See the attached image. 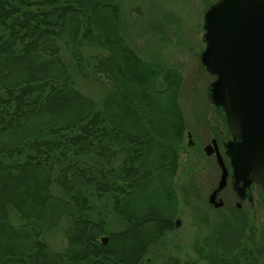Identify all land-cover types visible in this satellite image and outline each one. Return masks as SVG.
I'll return each instance as SVG.
<instances>
[{
    "label": "trees",
    "instance_id": "16d2710c",
    "mask_svg": "<svg viewBox=\"0 0 264 264\" xmlns=\"http://www.w3.org/2000/svg\"><path fill=\"white\" fill-rule=\"evenodd\" d=\"M125 32L120 0H0V264H143L173 230L184 78Z\"/></svg>",
    "mask_w": 264,
    "mask_h": 264
},
{
    "label": "rangeland",
    "instance_id": "374dc122",
    "mask_svg": "<svg viewBox=\"0 0 264 264\" xmlns=\"http://www.w3.org/2000/svg\"><path fill=\"white\" fill-rule=\"evenodd\" d=\"M218 1L120 0L126 24L125 38L130 49L148 63L175 67L182 74L181 105L187 127H193L197 117L204 122L209 116L215 120L209 100L214 79L203 68L201 54L205 49L204 17ZM89 52L84 50L86 56ZM64 58L71 65L72 59L66 51ZM75 76L78 88L98 103L112 89L110 82L102 76L100 81ZM189 143V139L184 138L181 166L174 180L179 200L174 220L180 219L182 225L168 232L155 254L146 256L143 264H264V204L258 203L250 211L244 210L243 214H250V219L245 217L241 222L238 219L225 220L227 209L217 212L209 207L184 205V200H188L185 197L181 199L179 191L184 185L186 189L191 184L186 178L192 170L191 161L196 162L199 174L193 177L192 184L205 185L208 179L211 183L217 180L213 163L206 166L209 160L204 155L198 158ZM203 211L207 221L201 214ZM121 228L120 222L117 229ZM45 240L54 251L61 252L67 248L63 228L49 232Z\"/></svg>",
    "mask_w": 264,
    "mask_h": 264
},
{
    "label": "water",
    "instance_id": "95a60500",
    "mask_svg": "<svg viewBox=\"0 0 264 264\" xmlns=\"http://www.w3.org/2000/svg\"><path fill=\"white\" fill-rule=\"evenodd\" d=\"M203 39L201 62L216 77L211 99L233 136L227 145L233 184L239 193L251 184L264 191V0H219L205 14ZM227 177L224 168L221 187Z\"/></svg>",
    "mask_w": 264,
    "mask_h": 264
},
{
    "label": "flooded vegetation",
    "instance_id": "af4514ba",
    "mask_svg": "<svg viewBox=\"0 0 264 264\" xmlns=\"http://www.w3.org/2000/svg\"><path fill=\"white\" fill-rule=\"evenodd\" d=\"M213 79L215 80L214 77ZM209 100L212 108L211 113L215 120L210 118V113H208L209 117L207 122H204L197 117L195 125L193 127H187L185 130L184 138L185 140L189 139L190 149L195 151L194 154L198 158L199 156L204 155L209 160V162L206 161V166L213 163L217 174V180L216 182L211 183L208 179V182L205 185L199 183V185H197V183L192 184V181H194L193 177H196L199 174L195 168L196 162L191 161L190 164L192 170L189 172L190 177L189 173L186 175V178H188L191 184H189L186 189H184L186 185L181 187L179 194L180 196L182 195L181 199L183 197L184 200L185 197L188 200H184V205L190 203L193 207H209L217 212H223L227 209V213H224L225 220L230 221L235 219L236 221V219H238L240 220L238 222H241V219H245V217L246 219H250V214L247 212L243 214L244 210L250 211V208L255 207L258 203H262V205L264 204V191L259 185L251 184L242 193H239L238 190L241 186H235L233 184L234 170L231 164V159L227 154V145L233 139V136L228 126L225 113L222 109L217 108L212 104L210 96ZM210 146L217 147V150L215 148V152L208 155L207 151ZM220 159L223 165L221 164ZM224 168L227 170L228 177L227 183L221 187L220 183L224 176ZM200 182H202L201 179ZM176 187L175 189L177 191ZM201 214L205 216L204 220L207 221L205 211ZM181 225L180 219L177 218L176 220H173V228H179ZM154 254H152V256ZM149 262L150 259H148L147 263Z\"/></svg>",
    "mask_w": 264,
    "mask_h": 264
}]
</instances>
